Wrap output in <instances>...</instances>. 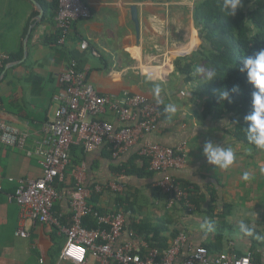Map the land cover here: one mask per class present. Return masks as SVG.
<instances>
[{
	"label": "crops",
	"instance_id": "obj_1",
	"mask_svg": "<svg viewBox=\"0 0 264 264\" xmlns=\"http://www.w3.org/2000/svg\"><path fill=\"white\" fill-rule=\"evenodd\" d=\"M204 1L86 0L91 16L73 24L63 47L78 55L77 65L99 94L119 96L127 91L154 102L160 101L163 111L168 104L175 105L176 112L170 118L164 112L156 129L144 140L174 149L184 148L186 166L172 174L179 182L197 189L206 199L205 207L210 202V194H215L217 206L230 204L233 207L231 219L233 214L241 218L253 214L254 220L246 221L252 225L263 224V164L255 178L250 175L248 181L243 180V174L248 170L245 161L237 159L240 145L226 134L225 122L215 123L203 118L201 100L195 94L197 83L203 77L201 73L206 69L204 60L199 57L209 49L195 19V11ZM30 3L29 0H0V55L13 57L22 52L24 57V48L27 50V57L21 63L27 61L26 64L16 65L19 67L0 85V122L29 135L24 150L0 144V264H69L61 259L66 236L56 226L27 221L23 226L27 237H16L20 208L9 201L21 181L38 180L43 175L40 159L31 151L40 139L42 124L54 117L58 105L54 97L61 89L59 77L67 66L59 54L60 48L46 43V40L56 38L55 18L49 23L41 22L43 17L32 16ZM132 7L137 11V29L132 21ZM83 41L88 45L84 51L80 49ZM186 65L196 71V81L187 83L185 76L180 74L179 70ZM31 76L40 81L31 80ZM157 86L159 96L154 92ZM100 120L117 129L124 126L110 113ZM207 140L233 149L235 159L228 169L207 163L202 154ZM142 142L117 158L112 156L107 144L89 153L72 147L64 178L57 181L59 199L54 203L53 216L61 226L70 223V201L77 178L82 175L85 187L99 185L106 191L97 193L101 196L96 206L102 210L112 199L111 184L122 186L125 207L131 210L125 214L126 228L118 245L133 241L137 248H142V240L137 236L129 237L131 219L158 223L169 216L175 220L171 229L187 233L189 242L201 246L209 239V230L201 227L205 215H186L178 209H167L163 195L161 199L153 196L160 175L137 178L114 172L116 167L134 155L138 156ZM240 150H244L240 155L253 159L254 155L246 153L247 147ZM137 164L141 166L139 162ZM241 222L245 220L240 219L237 224ZM234 248L247 252L250 243L245 249L238 244Z\"/></svg>",
	"mask_w": 264,
	"mask_h": 264
},
{
	"label": "built area",
	"instance_id": "obj_2",
	"mask_svg": "<svg viewBox=\"0 0 264 264\" xmlns=\"http://www.w3.org/2000/svg\"><path fill=\"white\" fill-rule=\"evenodd\" d=\"M57 3L55 22L57 26V45L63 47L76 21L87 20L91 12L86 0H51ZM88 45L81 42L80 49ZM8 56L0 55V68ZM61 89L54 97L57 105L51 121L42 124L40 139L34 150L41 162L43 175L34 181H21L9 201L20 208V226L16 237L26 238L23 226L27 221L40 224H52L66 236L61 251V259L69 264H264V247L255 252L237 256L235 252L210 253L202 246L189 242L184 232L174 238L166 253L150 249L142 256L141 248L133 241L118 245V240L126 228V215L117 211L105 216L94 212L88 205L92 191L83 185L82 175L70 201L72 216L67 226H61L53 216L54 203L59 199L57 181L64 178L70 164L72 147L80 148L84 153L108 144L114 158L132 146L141 143L138 156L148 161L149 172L160 175L157 187L165 195L166 208L171 210L184 205L192 210L189 197L191 187H185L172 172L186 166L184 148H170L144 140L152 133L161 119V104L130 92L119 96L99 94L86 80L83 72L77 70V62L67 64L59 77ZM106 113L112 114L124 126L115 128L111 123L100 120ZM29 135L15 127L0 122V144L24 150ZM113 192H122V186L112 183ZM102 187L95 186L94 192L101 193ZM2 187L0 186V193ZM92 215L98 228L88 230L83 219ZM129 237L136 234L129 231ZM143 243L142 249H147Z\"/></svg>",
	"mask_w": 264,
	"mask_h": 264
},
{
	"label": "trees",
	"instance_id": "obj_3",
	"mask_svg": "<svg viewBox=\"0 0 264 264\" xmlns=\"http://www.w3.org/2000/svg\"><path fill=\"white\" fill-rule=\"evenodd\" d=\"M35 1L40 4L44 12L41 22L49 23L55 18L57 11L56 2L51 0ZM30 4L33 8L32 16H38L39 11L32 3ZM222 4L223 0H205L195 11V19L201 26V32L204 34L205 40L209 45V49L205 53H201V57H199L204 60L206 69L201 73L203 77L197 83L195 94L201 100L200 109L203 118L215 123L225 122L227 125L226 134L230 136L232 141L248 147L257 153L264 151V149H258L255 145L248 142L246 136V128L248 125L244 120V117L250 115L253 111L252 98L253 92L256 89L247 82V69L242 73L239 68L244 67L242 63L243 57L247 55L254 57L259 51L264 50V0H242V7L238 10L235 17H226L220 11ZM57 39L58 32L53 41L46 40V43L50 46L54 45L60 48L59 54L67 64L72 60H75L78 64V55L73 51H68L66 47L58 46ZM22 58V52L18 56L8 57L3 67L0 68V76L9 64L18 62ZM26 62L20 66H24ZM17 67L19 66L6 71L4 78L0 81V85L5 83L9 74ZM77 70L81 72L78 65ZM213 70H215L216 75L213 79L209 80L207 78L208 73ZM179 72L185 76L187 83L196 81L194 75H197V73L190 65L181 67ZM30 78L33 81L38 80L35 76H31ZM224 90L229 91L231 102L218 99ZM1 101L2 98L0 96ZM160 112L162 117L164 114L162 107ZM148 167L149 165L146 159L134 155L126 163L122 164V166L116 167L114 172L124 174V176L149 178L153 173L149 172ZM181 184L185 187H191L187 183ZM56 187L57 189L59 188L58 183ZM94 187V185L89 188L87 187L92 191L91 198L88 201V205L92 211L99 213L101 216H105L117 211H123L126 214L131 210L125 207L126 201L122 198V193L112 192V190L110 191L112 199L108 207L103 210L98 208L96 203L98 202L99 196L106 191L103 190L101 191L102 193L97 194L94 192ZM191 188L189 200L193 209L189 210L183 204L176 206L174 209L181 210L186 215H205L210 221L217 219V224H214L216 229L209 231L212 232V235L209 233V239L201 245L204 249L210 253L235 252L237 256L241 257L246 255L247 252H255L264 247V221L263 224L257 223L255 225H252L249 221L243 222L253 232L252 236H248L241 231L244 236L250 239V248L247 252L237 250L232 245L226 247V234H230L234 228L227 221L231 216L233 207L230 204H224L222 207L217 206V197L215 194H210V202L205 207V197L200 195L197 189ZM154 194L153 196L158 199L163 195L157 186L154 189ZM163 196L165 197V195ZM174 223V218L170 219L169 216L166 218V221H159L158 223H151L146 220L137 222L131 219L128 225L129 231L136 234L148 247L147 249L141 248L139 254L144 256L150 249H158L161 254L166 253L171 241L180 233L179 230L170 228ZM83 226L88 230L98 228V224L92 215L83 219ZM261 227H263L262 230L259 229ZM185 234L188 237L187 233Z\"/></svg>",
	"mask_w": 264,
	"mask_h": 264
},
{
	"label": "clouds",
	"instance_id": "obj_4",
	"mask_svg": "<svg viewBox=\"0 0 264 264\" xmlns=\"http://www.w3.org/2000/svg\"><path fill=\"white\" fill-rule=\"evenodd\" d=\"M241 7L242 0H223L220 11L226 17H235ZM242 63L244 67L239 68V70L243 73L244 70L247 69V82L256 89V91L253 92L252 98L253 111L250 115L244 117V120L248 125L246 128L247 140L258 149H264V50L259 51L254 57L248 55L243 57ZM215 75L216 72L213 70L208 73L207 78L211 80ZM233 91H235V89H233ZM154 92L159 96V86L154 88ZM218 99L231 102L229 91L224 90ZM159 102L160 101H158V103ZM164 112L170 118L171 114L176 112L175 105L168 104L165 107ZM202 154L209 165L220 169H228L235 159V154L231 147H222L220 144L214 143L212 140L205 141ZM262 171H264V169H262ZM242 178L243 180L248 181L250 179L249 173L245 172ZM201 227L212 231L214 230V222L205 220ZM239 227L246 235H253L252 230L243 222L240 223Z\"/></svg>",
	"mask_w": 264,
	"mask_h": 264
},
{
	"label": "rangeland",
	"instance_id": "obj_5",
	"mask_svg": "<svg viewBox=\"0 0 264 264\" xmlns=\"http://www.w3.org/2000/svg\"><path fill=\"white\" fill-rule=\"evenodd\" d=\"M242 147H245V146L240 145V147H239V155L241 153H244V150L243 151L240 150ZM243 149H245V148H243ZM247 149L248 150H246V153L249 154V155H254L253 159L252 160L251 159H246L242 155H240V156L238 155L237 159L245 161V164H246L245 166H247L246 169L248 170L249 175H253V177L255 178L256 177V173L259 172L260 167H261L262 164H263V167H264V151H259V152L255 153V152H252V149H250L248 147H247ZM243 204L246 205V203H243ZM248 213H249V211H248ZM249 218L251 219L250 221H253L254 220V215L253 214H252V216L249 215ZM249 218H246V217L241 218V216H235V214H233L232 219H231V217L227 219L228 223L230 225H233L234 228L232 229L230 234H226L225 233L226 234V238H225L226 247L229 246V245H233L234 246L235 244H238L241 249H245L249 245L250 239L242 234V232H241V230L239 229V226H238L239 224H237V223L240 222V219L246 221L247 219L249 220ZM206 220H209V219L206 218ZM212 222H214V224H217V219L216 220H212ZM215 229L216 228L214 227V230ZM208 233H210L212 235V232H208Z\"/></svg>",
	"mask_w": 264,
	"mask_h": 264
},
{
	"label": "water",
	"instance_id": "obj_6",
	"mask_svg": "<svg viewBox=\"0 0 264 264\" xmlns=\"http://www.w3.org/2000/svg\"><path fill=\"white\" fill-rule=\"evenodd\" d=\"M29 1H30V2L35 6V8L39 11V14H38V16H37V19H41V18L43 17V15H44V12H43L42 7H41L40 4H39L38 2H36L35 0H29ZM131 16H132V21L134 22L135 27H136V29H137V28H138V20H137V11H136V8H135V7H132V9H131ZM26 57H27V50H26V48H24V57H23V59H22L21 61L17 62V63H11V64H9V65L5 68V70L2 72V74H1V76H0V81L4 78L5 73H6V71H7L8 69H10V68H12V67H14V66H16V65L21 64V63L24 61V58H26Z\"/></svg>",
	"mask_w": 264,
	"mask_h": 264
}]
</instances>
